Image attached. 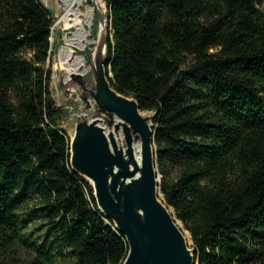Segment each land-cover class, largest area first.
Listing matches in <instances>:
<instances>
[{"label":"trees","instance_id":"obj_1","mask_svg":"<svg viewBox=\"0 0 264 264\" xmlns=\"http://www.w3.org/2000/svg\"><path fill=\"white\" fill-rule=\"evenodd\" d=\"M104 1L109 79L155 113L195 264H264V0ZM53 26L41 0H0V264H123L126 236L71 164Z\"/></svg>","mask_w":264,"mask_h":264},{"label":"water","instance_id":"obj_2","mask_svg":"<svg viewBox=\"0 0 264 264\" xmlns=\"http://www.w3.org/2000/svg\"><path fill=\"white\" fill-rule=\"evenodd\" d=\"M97 16L100 29L92 53L95 89L91 97L89 92H82L80 97L82 112L71 137L72 167L91 182L100 209L126 236L129 251L123 264H195L194 247L174 208L162 197L155 113L142 110L135 97L119 92L111 84L109 76L113 74L106 66L112 21L109 7L108 13L97 10ZM61 29L64 38L75 27L69 30L62 23ZM60 70L63 90L78 89L75 82L83 74L73 73L67 81V72ZM104 120L109 127L102 124ZM135 143H141L140 161Z\"/></svg>","mask_w":264,"mask_h":264},{"label":"rangeland","instance_id":"obj_3","mask_svg":"<svg viewBox=\"0 0 264 264\" xmlns=\"http://www.w3.org/2000/svg\"><path fill=\"white\" fill-rule=\"evenodd\" d=\"M41 1L54 16L53 35L51 38V41H52L51 57L47 63V68L51 69V71H52L50 88H51L52 95H53L54 99L56 100L57 104L60 107H62L64 110L63 118L61 121L62 127L68 132L70 137H73V135L75 134L76 118H77L78 114H80L82 112V110H81L82 109L81 108L82 107L81 98L77 94L78 91H76V90H68V91L63 90V88L59 84V77H60V72H61L60 69H63L62 64H61L60 51H61V48L66 45L65 39L68 35L64 36V38H63L62 37L63 32L61 29L62 24H59L57 26L55 25V22L58 18V14H59L58 0H41ZM102 2L105 4L104 10L108 13V7L106 6V3L104 1H102ZM90 3L94 4L92 0H90ZM99 26H100V22L98 20L97 14H96V19H95L94 25L92 26V31L90 32L91 35L89 34V37H88L89 39H88L87 44H89V43L92 44V43L96 42L94 40L95 39L97 40L96 36L98 37V33H99V29H100ZM92 38H94V39H92ZM61 41H62V43H61ZM87 44H85V45H87ZM85 48H86V46L84 47V49ZM77 51L81 55H83L80 52V51H82L81 49H77ZM76 54H78V53H76ZM84 63L87 66L86 72L84 70L83 71L79 70L78 73H82V74L90 73L91 68L89 66L88 61L85 60ZM91 99L95 103L94 99L93 98H91ZM94 108H97L96 103H95ZM148 113L151 114L152 112L148 111ZM102 124L109 127L107 121H105V120L103 121ZM118 138L121 139L120 136H118ZM162 197L164 198L163 194H162ZM174 215L177 218L175 211H174ZM178 222L182 226V228L185 230L186 235H187V233H189V231H186L184 224L182 223L181 220L178 219ZM187 239L190 243V246L193 247L194 243H193L191 235H190V237H188V235H187Z\"/></svg>","mask_w":264,"mask_h":264},{"label":"bare ground","instance_id":"obj_4","mask_svg":"<svg viewBox=\"0 0 264 264\" xmlns=\"http://www.w3.org/2000/svg\"><path fill=\"white\" fill-rule=\"evenodd\" d=\"M104 5L102 0H95L94 4H91L90 0H58L59 14L55 25L63 23L66 29L75 27L71 34L66 37V45L60 51L61 64L67 72V81L70 80L73 73L79 72L80 67L85 64V56L81 55L77 49L84 50L96 19L97 10H104ZM83 70L86 72L87 68ZM134 148L137 159L140 161L141 143H135ZM187 235L190 237L189 233Z\"/></svg>","mask_w":264,"mask_h":264},{"label":"flooded vegetation","instance_id":"obj_5","mask_svg":"<svg viewBox=\"0 0 264 264\" xmlns=\"http://www.w3.org/2000/svg\"><path fill=\"white\" fill-rule=\"evenodd\" d=\"M91 31H92V29H91ZM96 38H97V36H96ZM94 41H96V39ZM93 48H95V42L92 43V44L89 43V45L87 44L86 48L84 50L80 51L85 56V60L88 61L89 66L91 68L90 69V73L83 74V77L81 79H78V78L76 79L75 83L79 84V88L78 89L76 88L75 90L78 91L77 94L80 97L83 95L82 92H89L88 95L91 97L92 96L91 91L93 89H95V81H94V78H93V65H92V53H93V50H94ZM86 67L87 66H85V64H84V65H82L80 67L79 70H83Z\"/></svg>","mask_w":264,"mask_h":264}]
</instances>
